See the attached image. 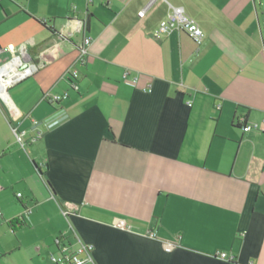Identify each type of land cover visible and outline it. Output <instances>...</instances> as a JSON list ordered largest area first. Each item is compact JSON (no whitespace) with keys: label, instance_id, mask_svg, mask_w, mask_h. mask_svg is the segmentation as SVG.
<instances>
[{"label":"crops","instance_id":"0c3cea01","mask_svg":"<svg viewBox=\"0 0 264 264\" xmlns=\"http://www.w3.org/2000/svg\"><path fill=\"white\" fill-rule=\"evenodd\" d=\"M260 5L0 0V64L22 44L48 60L8 90L17 123L0 102V264H50L60 234L93 247L86 264H264ZM171 8L198 24L199 45L184 32L155 36ZM67 204L76 209L64 217Z\"/></svg>","mask_w":264,"mask_h":264},{"label":"built area","instance_id":"2783aa9c","mask_svg":"<svg viewBox=\"0 0 264 264\" xmlns=\"http://www.w3.org/2000/svg\"><path fill=\"white\" fill-rule=\"evenodd\" d=\"M147 8L148 5L143 10L138 12V16L143 17L144 12ZM69 22L75 25V27L72 28L74 31H80L82 27L81 21L74 18L70 19ZM174 31L184 32L198 45L202 42L204 37L203 32L199 28L198 24L191 18L185 16L181 8H171V12L168 14V16L159 23L158 29L155 32V36H158L159 34H168ZM90 43V38H82L78 46L79 55L76 63L84 64L85 55L87 54V48ZM7 51L10 53V56L7 58V60L3 61L0 64V85L3 84V82H6L4 88L0 87V102L8 110L9 118L11 119V121L17 123V112L14 106L13 109L8 106L4 94H7L8 100H10L8 96V90L19 82L32 76L38 69H40L45 63H47L48 60L42 59V54L38 56L37 60H34L28 53L26 44H22L17 50H14V48L10 46L7 48ZM66 74L74 80H76L78 77V73L74 68L68 69ZM71 86L74 90L78 89L75 82L71 83ZM67 97V93H64L62 95L45 94L42 97V100L50 105H55L58 104L61 100L66 99ZM31 124L36 128L38 122L36 120H32ZM252 129H256V125L243 126V131L245 132ZM12 132L16 143L23 148L26 144V131L19 130L18 127L15 126L12 127ZM39 137H41V133L36 132L34 137L30 139V141L36 140ZM16 196L17 198L22 197L20 193H17ZM75 209V206L67 204L61 207V213L64 217H67ZM31 213L32 209L30 207H25L19 214V216L15 219H17L18 222L24 224L25 220ZM54 244L57 251L56 253L50 254V264H86L88 262H91V253L93 251V247L89 244L81 242L73 234H60L55 238ZM219 257L223 259L226 258V255L224 253H220Z\"/></svg>","mask_w":264,"mask_h":264},{"label":"trees","instance_id":"16d2710c","mask_svg":"<svg viewBox=\"0 0 264 264\" xmlns=\"http://www.w3.org/2000/svg\"><path fill=\"white\" fill-rule=\"evenodd\" d=\"M240 126V125H239ZM11 228L13 229V231H16L17 229H19L20 227H22V223L18 222L17 219H13L10 223Z\"/></svg>","mask_w":264,"mask_h":264},{"label":"rangeland","instance_id":"374dc122","mask_svg":"<svg viewBox=\"0 0 264 264\" xmlns=\"http://www.w3.org/2000/svg\"><path fill=\"white\" fill-rule=\"evenodd\" d=\"M261 1V5L258 7L259 10L261 11L262 10V13H263V17H264V0H260ZM47 264H48V261L46 260Z\"/></svg>","mask_w":264,"mask_h":264},{"label":"bare ground","instance_id":"6f19581e","mask_svg":"<svg viewBox=\"0 0 264 264\" xmlns=\"http://www.w3.org/2000/svg\"><path fill=\"white\" fill-rule=\"evenodd\" d=\"M11 67H12V66H11ZM5 85H6V82H3V84H1L0 87L4 88ZM4 96H5V98H6L7 94H4Z\"/></svg>","mask_w":264,"mask_h":264}]
</instances>
